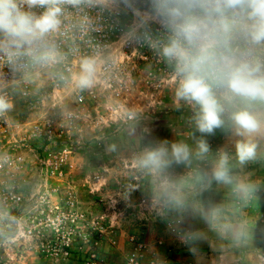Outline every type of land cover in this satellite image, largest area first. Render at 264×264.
<instances>
[{
	"label": "rangeland",
	"instance_id": "rangeland-1",
	"mask_svg": "<svg viewBox=\"0 0 264 264\" xmlns=\"http://www.w3.org/2000/svg\"><path fill=\"white\" fill-rule=\"evenodd\" d=\"M104 1L128 26L107 55L113 58L125 40H133L128 55L135 71L132 92L114 113L98 97L71 104L78 83L68 86L59 102L72 112L69 122L62 120L61 108H53L43 80L16 101L18 143L9 151L21 158L22 169L7 185L21 202L0 208V264H148L145 244L151 240L161 241L157 246L163 249L171 241L178 245L179 237H201L208 248L212 237L221 236L242 238L250 251L262 249L258 258L264 264V137L257 138L256 160L240 165L235 144L241 137L226 125L203 136L211 151L197 157L202 134L187 135L184 121L179 123L183 119L174 114L196 109L176 96L174 67L156 47L165 30L150 14V0ZM100 63L93 66L87 87L95 94ZM46 120L53 124L51 140L43 137ZM180 142L193 151L189 160L177 163L171 145ZM160 146L168 149L164 166L143 167V154ZM220 150L230 156L232 175L255 185L247 199L233 191L234 185L209 180ZM180 222L195 224L180 227ZM137 241L143 247L136 250Z\"/></svg>",
	"mask_w": 264,
	"mask_h": 264
},
{
	"label": "clouds",
	"instance_id": "clouds-1",
	"mask_svg": "<svg viewBox=\"0 0 264 264\" xmlns=\"http://www.w3.org/2000/svg\"><path fill=\"white\" fill-rule=\"evenodd\" d=\"M81 3L0 0V52L13 58L23 50L35 62L54 61L59 55L55 47L39 45L59 29L63 6ZM37 7L44 9L39 15L31 11ZM150 14L165 30V38L156 47L174 67L176 96L196 109L192 122L202 134L196 140V156L203 158L211 151L203 136L227 125L241 137L235 144L239 164L256 160L257 138L264 137V0H150ZM81 69L78 86L89 87L93 62L85 59ZM11 107L0 96V114ZM192 151L183 142L171 145L177 163L189 160ZM167 155L166 147L153 148L140 163L160 169ZM209 180L234 185L233 191L245 199L255 191L254 184L232 175L230 156L223 150L217 153Z\"/></svg>",
	"mask_w": 264,
	"mask_h": 264
},
{
	"label": "built area",
	"instance_id": "built-area-1",
	"mask_svg": "<svg viewBox=\"0 0 264 264\" xmlns=\"http://www.w3.org/2000/svg\"><path fill=\"white\" fill-rule=\"evenodd\" d=\"M24 7L28 10L27 5ZM31 11L39 15L44 9L37 7ZM60 19L59 29L49 33L39 45L55 47L59 55L54 61L35 62L31 57L22 54L23 50L13 58L0 52V96H4L12 105L9 111L0 114L1 209L8 208L10 202L14 205L21 202L20 195L8 192L7 181L16 177L15 171L22 169L21 158L9 151V145L18 143L13 136L16 101L29 96L34 83L45 81L52 92L53 108L62 110L64 104L62 100L59 102L62 91L77 84L82 61L87 59L93 62V66L101 62L98 70V93L78 86L72 92L71 104L81 106L87 99L98 97L100 105L106 111L116 113L121 102L132 92L135 71L128 63V55L131 54L133 40H125L123 47L119 46L113 58L107 55L128 27L121 12L110 7L104 0H82L79 6L64 5ZM61 112L64 122L71 121L73 114L70 109L64 108ZM36 130L41 129L37 127ZM42 130L45 134L43 137L51 140L53 124L50 120L44 122ZM135 246L136 250L141 249L143 243L137 241ZM134 257L135 253L131 255L130 262L134 261Z\"/></svg>",
	"mask_w": 264,
	"mask_h": 264
},
{
	"label": "crops",
	"instance_id": "crops-1",
	"mask_svg": "<svg viewBox=\"0 0 264 264\" xmlns=\"http://www.w3.org/2000/svg\"><path fill=\"white\" fill-rule=\"evenodd\" d=\"M193 223L180 222L179 224L180 227L181 225L191 227L190 224ZM210 225L214 228L213 226L217 224L210 223ZM222 227L226 226L222 225ZM200 238L194 237L189 240L185 237H179L176 240L178 245L171 241L163 249L157 246L162 243L161 241L151 240L145 244V250L148 253L146 256L150 262L148 264H260L258 257L262 253V249L255 246L257 249L250 251L243 246L242 238L237 236L212 237L208 248H206L207 243H203L202 238Z\"/></svg>",
	"mask_w": 264,
	"mask_h": 264
},
{
	"label": "trees",
	"instance_id": "trees-1",
	"mask_svg": "<svg viewBox=\"0 0 264 264\" xmlns=\"http://www.w3.org/2000/svg\"><path fill=\"white\" fill-rule=\"evenodd\" d=\"M16 106V104H15ZM15 106H14V110H15ZM188 111H183L182 109H175L174 110V114H176L178 116V118L180 117L182 120V122H179L180 124L183 123L184 121V125L187 127V135H195V134H201L198 131H196L194 123L192 122V117L194 116L195 112H193V114H187Z\"/></svg>",
	"mask_w": 264,
	"mask_h": 264
}]
</instances>
